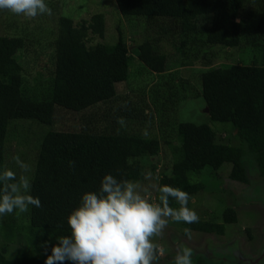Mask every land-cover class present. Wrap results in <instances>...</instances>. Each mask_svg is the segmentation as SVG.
Wrapping results in <instances>:
<instances>
[{
	"label": "trees",
	"instance_id": "trees-1",
	"mask_svg": "<svg viewBox=\"0 0 264 264\" xmlns=\"http://www.w3.org/2000/svg\"><path fill=\"white\" fill-rule=\"evenodd\" d=\"M114 1L122 16L136 19L142 26L140 32L146 38L133 50L120 27L115 42L91 44V36L106 37L102 13L80 23L61 15L51 30L54 38L46 40L32 37L27 25L15 21L0 27V171L20 170L14 165L11 149V142L16 143V151L24 154L21 160L33 166L27 174L32 185L29 194L42 204L39 208L30 205L19 216L13 212L0 218L4 242L0 264H45L57 238L70 235L68 215L79 206L84 193L99 190L105 174L147 184L153 200L158 199L154 184L178 187L195 197L205 186L193 182L191 175L206 168L219 170L232 164L229 179L247 184V151L256 158L264 178V48L251 64L213 66L232 50L257 48L258 43L264 46V0ZM165 46L179 55L181 66L207 68L200 74L199 85L210 119L231 123L244 149L217 142L209 124L180 119L179 106L194 92L187 90L189 82L177 81L178 76L168 72ZM50 49V59L44 62L41 56ZM134 55L140 70L133 68ZM137 72L159 75V81L143 104L136 105L130 97L120 103L117 86L129 82ZM45 78H50L49 91L41 96L35 90L47 84ZM102 105L104 111L98 109ZM58 108L80 114L79 123L68 130L55 128ZM119 117L126 126L117 123ZM14 121H30L48 129L35 134L39 141L30 149L27 139L19 137H24L19 128L16 132L19 123L9 134ZM170 145L183 150L184 159L167 163L158 173L152 159ZM70 161L75 162L74 167L69 166ZM16 174L18 178L21 171ZM170 206L179 207L174 200ZM237 222V211L227 208L221 224L199 219L179 226L182 239L194 231L223 237L226 225ZM21 240L24 244L10 260L8 245ZM231 261L228 252L211 264Z\"/></svg>",
	"mask_w": 264,
	"mask_h": 264
},
{
	"label": "rangeland",
	"instance_id": "rangeland-1",
	"mask_svg": "<svg viewBox=\"0 0 264 264\" xmlns=\"http://www.w3.org/2000/svg\"><path fill=\"white\" fill-rule=\"evenodd\" d=\"M46 3L52 9V15L45 14L34 19L17 16L7 11H0V27L3 22L15 21L19 26L24 27L27 25L26 27L29 33L32 34V37L41 36V39L46 40L48 38H54L51 30L55 28L57 19L61 15H68L72 17L75 23H80L83 20H90L94 14L102 13L106 18V37L101 39L98 36H91L89 38L91 44L115 42L118 37L119 27L123 30L128 43L132 45V50L146 38L140 32L142 26L137 23V20H129L122 16L114 0H46ZM11 33H14V31H11ZM258 44L257 48L251 47L248 49L246 47L244 50H232L230 51V55L222 59H216L213 62V66L219 67L224 63L226 65L238 63L251 64L254 57L260 56L264 48L261 43ZM166 46L163 50L168 54V72L177 75V81L189 82L187 90L191 91V93L194 92L193 97H188L179 106L180 119L183 122H192L197 125L209 124L216 132L217 142L244 149L245 146L240 141L236 130L232 128L231 123L213 122L206 112L207 104L201 94V85L199 84L200 74L206 71L207 68L199 65L193 67L181 66L179 55L172 53L171 47ZM51 52L52 49L46 51L44 56H41V59L44 62H48ZM134 60H136V65L133 68L139 69V60L136 55H134ZM165 75V78L168 79L167 74ZM47 81L49 82L50 78H45V82ZM158 81L159 75H149L148 72L140 74L137 72L129 82L117 86V91L121 97L119 99L120 103L124 102L122 99L130 97L136 105L143 104L144 101H148L152 88L156 86ZM48 82L47 84L40 85L35 92L40 93L41 96L42 94L46 96L49 91ZM199 91L200 94L198 95ZM105 108L106 106L102 105L98 109L104 111ZM136 115H138L137 112ZM79 118L80 114L78 113L58 108L55 128L60 130L72 129L79 123ZM157 121V119H154V122L158 123ZM17 123L20 124V127L16 128V132L19 128L18 133L24 135V137L17 134L21 139H27L26 142L30 149L36 148L35 145L39 141V137H36L35 134L38 131L43 130L45 132V129H48L47 126L35 125L30 121H14L10 125L9 134L11 133V128ZM30 125L34 126L31 128ZM156 132L159 134L158 131ZM11 145H13L11 149L14 156L24 155L16 151V143L11 142ZM30 149H25V151L30 153ZM183 154V150L179 147L170 145L164 147L160 155L152 159V164L158 166L157 171L159 173V170L167 163L172 164L182 161L184 159ZM244 163L248 176L247 184L232 182L229 179L233 167L232 164H225L219 170L206 168L201 174H192V181L203 183L205 189L195 197H190L188 203V207L198 214L199 219L211 220L220 224L223 223L224 211L227 208H234L238 213V222L226 225V233L223 237L194 231L189 238L182 239L184 237L182 235L183 229L179 226L180 222L172 224L169 221L168 227L164 230L162 236L154 240L160 246L161 250L158 254V264H173L174 257L178 251V245L180 244L192 249V264H211V261L215 260V254L208 247L207 243L209 240L223 248L230 242H234V247L238 244L241 245L240 256L242 261L236 262V257L233 256L232 264H264V178L260 175L256 158L248 154L247 151L244 157ZM14 165L18 167L15 161ZM20 171L19 169L14 170V172ZM139 184L142 188L148 187L147 184L143 186L142 183ZM148 194L150 195L149 191ZM250 232L252 237L249 234ZM176 237L177 240H175ZM3 243L0 233V249L4 245ZM23 244L24 241L21 240L8 245L7 256L10 260L15 259L17 250ZM234 250L233 248L232 253H234ZM197 255L199 256L197 257Z\"/></svg>",
	"mask_w": 264,
	"mask_h": 264
},
{
	"label": "clouds",
	"instance_id": "clouds-1",
	"mask_svg": "<svg viewBox=\"0 0 264 264\" xmlns=\"http://www.w3.org/2000/svg\"><path fill=\"white\" fill-rule=\"evenodd\" d=\"M0 11L29 19L52 15L46 0H0ZM117 123L126 126L122 117ZM143 135H148L147 130ZM13 159L21 174L17 178L11 169L0 171V217L13 212L19 216L28 212L30 205L42 207L40 199L29 194L31 166L19 155ZM74 165L70 161L69 166ZM152 187L157 200L138 182L105 174L99 190L84 193L79 206L68 215L70 235L57 238L45 264H158L161 250L154 240L162 236L169 221L191 224L198 222L199 216L188 207L186 191L170 185ZM170 200L179 207L170 206ZM184 231L190 235L189 229ZM192 256V249L180 244L173 264H192Z\"/></svg>",
	"mask_w": 264,
	"mask_h": 264
},
{
	"label": "flooded vegetation",
	"instance_id": "flooded-vegetation-1",
	"mask_svg": "<svg viewBox=\"0 0 264 264\" xmlns=\"http://www.w3.org/2000/svg\"><path fill=\"white\" fill-rule=\"evenodd\" d=\"M208 244V247L214 252V258H217V259H222L223 256H225L228 252L229 254H231V257H236V262H241L242 261V258L240 256V248L239 247V244L237 246L234 247V242L232 243H229L226 247H221L219 246L218 244H214L211 242V240H209V242L207 243ZM235 249L234 250V253H232V249L233 248ZM232 248V249H231ZM231 250V252H230ZM223 255V256H222ZM199 255H197L198 257Z\"/></svg>",
	"mask_w": 264,
	"mask_h": 264
},
{
	"label": "water",
	"instance_id": "water-1",
	"mask_svg": "<svg viewBox=\"0 0 264 264\" xmlns=\"http://www.w3.org/2000/svg\"><path fill=\"white\" fill-rule=\"evenodd\" d=\"M206 112H207V113L209 112V109H208V108L206 109Z\"/></svg>",
	"mask_w": 264,
	"mask_h": 264
}]
</instances>
